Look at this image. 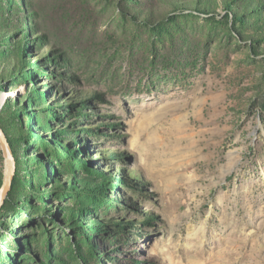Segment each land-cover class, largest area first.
<instances>
[{
  "label": "rangeland",
  "instance_id": "rangeland-1",
  "mask_svg": "<svg viewBox=\"0 0 264 264\" xmlns=\"http://www.w3.org/2000/svg\"><path fill=\"white\" fill-rule=\"evenodd\" d=\"M0 117V264H264V0H0Z\"/></svg>",
  "mask_w": 264,
  "mask_h": 264
},
{
  "label": "trees",
  "instance_id": "trees-1",
  "mask_svg": "<svg viewBox=\"0 0 264 264\" xmlns=\"http://www.w3.org/2000/svg\"><path fill=\"white\" fill-rule=\"evenodd\" d=\"M0 123H1V117H0ZM5 132H6V137H7L8 141H9L12 149L14 150L13 153H16L15 142L17 143L18 141L23 140V139H27V138L29 139L31 137H34V138H38L39 140L51 143L49 141L50 139L46 135L37 134V132H35L34 130L29 131V130L24 129L23 130L24 134L22 136L20 135L19 137H16V138H15V136L13 138L12 135L7 130H5ZM17 178H18L17 175H15L14 178H13V181H12L11 188L14 187L18 183V179ZM89 180L95 181L96 188L101 190V192H103V189H102L103 188V181L101 179L100 180L95 179V177L94 178L93 177L92 178H85L83 180H80V183H79L80 186L81 187L86 186L87 183L89 182ZM80 192H82V191H80ZM6 202L9 203V204H12L13 206H16V202H15L14 198H12L11 196H9L7 198ZM69 213H70V215H76V216L80 215L78 209H74V210L70 211Z\"/></svg>",
  "mask_w": 264,
  "mask_h": 264
},
{
  "label": "water",
  "instance_id": "water-1",
  "mask_svg": "<svg viewBox=\"0 0 264 264\" xmlns=\"http://www.w3.org/2000/svg\"><path fill=\"white\" fill-rule=\"evenodd\" d=\"M0 133L2 134L0 136V143L2 146V149L4 151V154L7 158V168H6V175L3 181V190H2V196L5 197L8 191L11 188L13 178L15 176V161L13 156L12 147L5 136L3 130L0 128ZM10 157V158H9Z\"/></svg>",
  "mask_w": 264,
  "mask_h": 264
},
{
  "label": "bare ground",
  "instance_id": "bare-ground-1",
  "mask_svg": "<svg viewBox=\"0 0 264 264\" xmlns=\"http://www.w3.org/2000/svg\"><path fill=\"white\" fill-rule=\"evenodd\" d=\"M1 136V135H0Z\"/></svg>",
  "mask_w": 264,
  "mask_h": 264
}]
</instances>
